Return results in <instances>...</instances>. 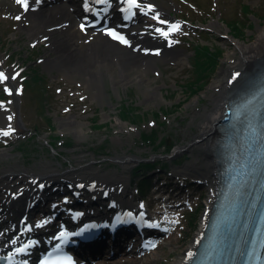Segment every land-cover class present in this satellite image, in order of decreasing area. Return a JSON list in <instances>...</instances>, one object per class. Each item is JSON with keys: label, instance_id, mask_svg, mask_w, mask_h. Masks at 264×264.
<instances>
[{"label": "rangeland", "instance_id": "rangeland-1", "mask_svg": "<svg viewBox=\"0 0 264 264\" xmlns=\"http://www.w3.org/2000/svg\"><path fill=\"white\" fill-rule=\"evenodd\" d=\"M156 2H163L169 16L182 24L173 45L181 58L177 63L161 61L159 72L149 70L143 76L144 82L150 80V87H157L156 101L147 99L144 86L136 83L115 91L109 76L103 79L104 96L95 97L82 84V78L46 69L45 62H41L46 45L31 42L19 28V21L2 14L0 7V57L5 68L19 72L16 82L21 92L13 108L23 122L20 125L15 118L17 129L11 137L14 143L5 146L0 141V149L5 148L8 154L0 158V168L66 170L82 159L83 164L93 162L102 170L117 169L128 174L145 165L177 169L192 159L191 154L198 149L177 154L173 150L186 145L198 131L200 118H192V113L212 108L210 86L228 64L230 54L235 53V42L255 40L264 25V0ZM204 48L215 57L208 60L201 54ZM4 88L5 84L0 83L2 103L11 99ZM68 115H77L84 123V137L60 129V119ZM123 155L136 158L125 170L117 160ZM198 193L202 196L194 199L195 207L177 216L165 242L146 255L156 258L149 264H170L193 239L208 196L204 190Z\"/></svg>", "mask_w": 264, "mask_h": 264}, {"label": "bare ground", "instance_id": "bare-ground-1", "mask_svg": "<svg viewBox=\"0 0 264 264\" xmlns=\"http://www.w3.org/2000/svg\"><path fill=\"white\" fill-rule=\"evenodd\" d=\"M45 1H55L57 6L47 11L33 13L34 11L32 12L30 8L28 11L25 10L15 0H0V7L2 8V14L15 17L21 16V19L18 20L20 23L19 28L28 35L31 41L42 39L46 42L48 50L42 60V62H45L46 69L57 70L69 78H82V84L95 97L101 98L104 96L103 79L109 76L115 91L119 87L136 83L144 86V94L147 99L154 101L158 99L157 87H150V80L144 82L143 76L147 75L149 70L159 69L158 63L161 61L170 60L177 63L176 60L181 58V53L173 48V35L175 33L167 31L166 28L163 29V32L155 33V30L161 28L162 25L158 23V17L168 18V13L162 5L163 2L137 0L140 3L138 16L141 19L133 22L132 25L122 27L126 35L131 38L132 43L131 47L125 49L114 36H109L107 33H97L92 29H81L73 18L76 7L79 6L81 0ZM106 3L108 4H99L98 6L99 12H102L101 20H116L123 3L120 0H107ZM106 5L107 8H105ZM148 5H152V7L149 8ZM213 25L209 24V27ZM164 32H168V35L165 36ZM144 44L149 46H142ZM142 48H147L148 51H144ZM235 49V53L230 54L231 56L228 57V64L220 69L218 77L214 79L210 86L213 91L209 92L212 108H204L202 111L192 113V118L196 116L200 118L197 125L198 131L186 145L173 150V154H177L181 150H189L191 153L193 149H198L197 153L191 154L192 159L182 167L177 168V170H181L180 172L183 173H192L194 176L201 178L208 186L209 197L206 199V209L202 213L200 225L206 217L210 216L209 207L211 206L212 210L215 201L213 149L217 136L215 126L224 112L222 102L232 84L237 83L248 72L264 63V25L259 28L253 42L245 44L235 42ZM150 50H153L154 55H149ZM1 61L2 58L0 57V67ZM0 71L5 72L9 77L15 75L12 71H6L2 67ZM237 73L239 75H236ZM7 84L15 96L17 91L16 80L9 79ZM216 91H218V95L215 94ZM12 100L6 102V111L0 112V129L6 130L9 123L12 128L16 126L13 111V104L16 101L14 98ZM8 116H12L11 121H8ZM59 126L60 129L71 132L79 138L86 135L84 123L77 118V115H68L61 118ZM7 155L5 148L0 149V158ZM82 161V159L77 160L76 167H70L66 170H60L56 167H44L41 170L12 166L0 168V246L10 245L12 247L13 241L18 240L29 231V224H26L27 230L17 229L15 233L7 234L16 225L15 223L19 220L20 214L26 212L27 201L25 200L34 196L35 192L41 190L51 180L69 177L94 179L98 182V185L102 186V191L108 193L111 190L115 191L116 194L112 200L114 205L119 206L125 202L123 194L127 177L124 171L117 169L102 170L94 167L93 162L83 164ZM135 161L136 158L133 155L118 157V162H120L123 170ZM160 203H163V201ZM134 207L137 212H144L137 204ZM162 216V219L169 224L171 217L169 215ZM11 219H14V221ZM203 225L202 227L199 226L193 239L183 247L179 256L172 260L170 264H183L186 257L194 251L203 234ZM30 233H33V231L31 230ZM149 256L121 260L114 264H149L156 259L154 255L153 257Z\"/></svg>", "mask_w": 264, "mask_h": 264}, {"label": "snow or ice", "instance_id": "snow-or-ice-1", "mask_svg": "<svg viewBox=\"0 0 264 264\" xmlns=\"http://www.w3.org/2000/svg\"><path fill=\"white\" fill-rule=\"evenodd\" d=\"M15 2L17 4H21L23 6V8L25 10H29L30 8V0H15ZM35 3H39L40 0H34ZM103 2H106V0H96V3H103ZM127 4L130 6V7H137L139 8V4L137 3V0H126ZM149 8L152 7V5H148ZM15 19L17 20H20L21 19V16H16ZM81 29L83 30L85 28V25L81 24ZM180 29V25L179 24H174L172 25L170 31H179ZM157 31H160V29H157ZM108 34L111 35V36H114L116 39L118 40H121L123 43L127 44L128 41L122 37V36H118L116 34V32L112 29H109L108 30ZM165 36L168 35V32H164L163 33ZM19 75V73H16L15 75H12L11 77H9L5 72L3 71H0V83H4L5 84V88H4V91L8 94H11L12 93V90L7 87V81H9V79L11 80H15L17 78V76ZM236 75H239L238 73ZM0 107H3V104L0 103ZM8 121H11L12 120V116H8L7 117ZM15 131L14 128H12L11 124L9 123L7 129H0V135L2 136H9L11 135L13 132ZM47 221H44L43 223H46ZM39 226V225H38ZM67 235V233L65 232H61L60 233V237H65ZM63 242V241H62ZM13 243H15V241H13ZM30 245H25L24 247H21V248H17L16 251L18 253H23L27 250V248L29 247ZM153 247H155V245H152ZM57 249L60 247V245L58 244L57 246ZM21 264H27V261H21ZM41 264H72V260H71V257H67L66 259H60V260H56V261H52V260H48V259H45V260H42L41 261Z\"/></svg>", "mask_w": 264, "mask_h": 264}, {"label": "trees", "instance_id": "trees-1", "mask_svg": "<svg viewBox=\"0 0 264 264\" xmlns=\"http://www.w3.org/2000/svg\"><path fill=\"white\" fill-rule=\"evenodd\" d=\"M236 26H235V30H236ZM202 53L201 54H203L204 56H206L207 58H208V60H210L211 59V56L213 57H215V55L212 53V51H210V50H208L207 48H204L202 51H201Z\"/></svg>", "mask_w": 264, "mask_h": 264}]
</instances>
